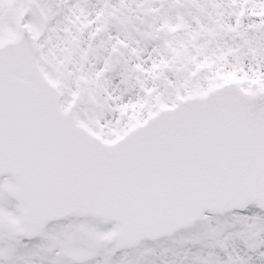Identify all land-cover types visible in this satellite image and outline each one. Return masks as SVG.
<instances>
[{"label": "snow or ice", "instance_id": "6c2138e0", "mask_svg": "<svg viewBox=\"0 0 264 264\" xmlns=\"http://www.w3.org/2000/svg\"><path fill=\"white\" fill-rule=\"evenodd\" d=\"M0 264H264V0H0Z\"/></svg>", "mask_w": 264, "mask_h": 264}]
</instances>
